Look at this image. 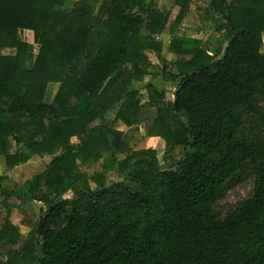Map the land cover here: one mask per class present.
<instances>
[{
  "label": "trees",
  "instance_id": "1",
  "mask_svg": "<svg viewBox=\"0 0 264 264\" xmlns=\"http://www.w3.org/2000/svg\"><path fill=\"white\" fill-rule=\"evenodd\" d=\"M192 1L174 0L170 21L156 0H76L67 11L66 0H0V158L10 170L51 156L25 186L38 218L24 236L9 220L0 228V264H264V0H208L216 49L180 33ZM20 29L38 47L32 70ZM153 74L174 84L171 101L147 83L142 103L134 85ZM111 111L127 128L149 112L146 135L170 166L155 148L124 145L104 124ZM104 155L100 171L82 172ZM250 176L251 195L222 215L219 202Z\"/></svg>",
  "mask_w": 264,
  "mask_h": 264
},
{
  "label": "rangeland",
  "instance_id": "2",
  "mask_svg": "<svg viewBox=\"0 0 264 264\" xmlns=\"http://www.w3.org/2000/svg\"><path fill=\"white\" fill-rule=\"evenodd\" d=\"M155 9L161 11L164 14L169 15V20L171 21L177 9L174 6V0H156ZM207 4L208 0H193L189 9V13L186 18L181 23L179 29L180 33H183L190 37H195L205 39V47L216 49L218 42L216 34L210 30L213 26L212 18H210L207 13ZM71 5V4H70ZM64 9V8H63ZM197 38V37H195ZM162 42V53L161 56L167 62L175 60V56L171 55L167 51L171 35L168 31H164L159 37L156 38ZM264 50V48H263ZM148 57L154 67L152 72L157 73L160 69V64L157 57L153 53H148ZM147 83H153L158 89H163L165 91V96L167 100H171L172 92L174 90V84L170 82H164L159 75L153 74L152 76L145 77L140 84L136 86L140 92V97L142 103H145V85ZM115 111L108 112L104 119V124L117 128L118 130L124 133L123 143L127 145L131 150H140L146 148H155L157 150V156L160 168L162 170L167 169L172 160L167 158L163 160V144L160 140L156 138H150L146 135V127L148 125L150 113L147 111H142L141 119L142 123L139 125H134L131 128H127L119 122L114 121ZM148 122V123H147ZM72 142H75V139H72ZM112 153L109 151L108 154ZM179 150L177 151V155ZM102 159L96 163H88L85 166H81L82 172L87 175H92L101 169ZM123 156L118 155L117 159H122ZM49 158H32L28 163L11 169L6 170L3 165V159L0 160V176L5 177L3 183L4 193L0 197V228L6 220L11 221L17 228L19 233L24 236L28 232V223L35 221L39 214L42 205L36 202H30L25 196V186L26 184L36 178L40 177L44 173L47 164L49 163ZM123 176L110 175L107 178L106 183L111 184L114 182H122ZM42 181V180H39ZM254 188V177L250 176L243 183L236 186L234 189L230 190L225 199L221 200L218 204L217 210L221 212L222 215H225L227 210L231 207H234L240 201L248 198L251 195V192ZM7 246L3 243H0V258L5 256Z\"/></svg>",
  "mask_w": 264,
  "mask_h": 264
},
{
  "label": "crops",
  "instance_id": "3",
  "mask_svg": "<svg viewBox=\"0 0 264 264\" xmlns=\"http://www.w3.org/2000/svg\"><path fill=\"white\" fill-rule=\"evenodd\" d=\"M76 2V0H66L65 2V5H64V9L65 11L69 10L73 4ZM71 4V5H70ZM217 36V35H216ZM195 37H197V39H200L198 38V36L196 35ZM195 37H192V38H195ZM17 38L20 42L22 43H25L27 45V52H26V56H25V60H24V64H23V68L25 70H32L33 67H34V62H35V57H36V54H37V51H38V47H37V44L34 42V38H33V33L32 31L30 30H25V29H20L17 31ZM203 39V38H202ZM205 42V39L203 40ZM264 48V45L262 46V51ZM4 53L6 55H13L15 53V49H12V48H7ZM140 84V83H136L134 85V88H136V86ZM172 84V83H171ZM138 90V89H137ZM57 91V85L54 84V83H49L47 86H46V90H45V93H44V98H43V101L44 103L46 104H49L51 103L55 93ZM174 91V90H173ZM173 93V92H172ZM172 98H173V94H172ZM167 100V99H166ZM172 100V99H171ZM171 100H168V101H171ZM97 123V122H96ZM121 124V123H120ZM117 129V128H115ZM118 130V129H117ZM120 131V130H119ZM11 152H15L17 149H20L21 146H17L15 145L14 142L11 141ZM34 157H37V156H32L30 157V159L26 162L28 163L32 158ZM45 157H48L49 160H51V156H48V155H45L41 158H45ZM40 159V157H38ZM3 159V158H0V160ZM50 162V161H48ZM25 163V164H26ZM3 165L5 166V163H4V159H3ZM24 165V164H22ZM20 165V166H22ZM20 166H17V167H20ZM17 167H14V168H17ZM6 170H9L7 169V167L5 166ZM13 168V169H14ZM11 170V169H10Z\"/></svg>",
  "mask_w": 264,
  "mask_h": 264
}]
</instances>
